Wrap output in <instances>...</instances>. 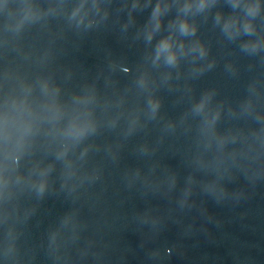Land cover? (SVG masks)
I'll return each mask as SVG.
<instances>
[{"label":"water","instance_id":"1","mask_svg":"<svg viewBox=\"0 0 264 264\" xmlns=\"http://www.w3.org/2000/svg\"><path fill=\"white\" fill-rule=\"evenodd\" d=\"M0 264H264V0H0Z\"/></svg>","mask_w":264,"mask_h":264}]
</instances>
